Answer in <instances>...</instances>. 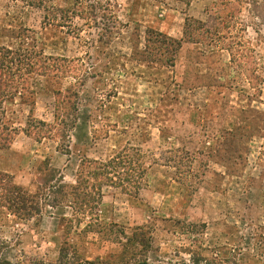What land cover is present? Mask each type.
Returning a JSON list of instances; mask_svg holds the SVG:
<instances>
[{
    "label": "rangeland",
    "instance_id": "rangeland-1",
    "mask_svg": "<svg viewBox=\"0 0 264 264\" xmlns=\"http://www.w3.org/2000/svg\"><path fill=\"white\" fill-rule=\"evenodd\" d=\"M109 1L98 26L76 18L62 28L45 7L70 0H0V45L36 43L92 67L83 87L36 77L32 97L5 104L17 134L0 171L39 197L41 213L24 219L0 207L2 258L56 264L68 247L79 263L264 264V1ZM165 37L183 39L174 66L143 56ZM73 85L79 113L67 137L29 136L46 130L37 122L55 126L54 91ZM122 153L137 161L135 174L145 169L137 194L92 187L85 211L82 196L74 202L60 187L76 186L84 161Z\"/></svg>",
    "mask_w": 264,
    "mask_h": 264
},
{
    "label": "trees",
    "instance_id": "trees-1",
    "mask_svg": "<svg viewBox=\"0 0 264 264\" xmlns=\"http://www.w3.org/2000/svg\"><path fill=\"white\" fill-rule=\"evenodd\" d=\"M46 1L49 0H35V3L38 6L44 7ZM237 1L241 5L246 3L247 0ZM251 1L257 3L259 0ZM70 3L71 6L67 7H45V10H47L52 19L58 20L60 17L59 19L62 22L58 23L59 27H72V20L76 18L83 21L90 20L95 24L97 15L107 17L108 12H110L109 0H70ZM190 22L199 26L202 25L195 20ZM95 26L98 25L95 24ZM194 29L191 33L187 31L184 33L187 40L195 41L196 37H198L199 34L195 33ZM24 32L22 34L23 40H29L28 31L24 30ZM154 35L158 38L164 37L162 34ZM207 36H214L213 39L216 37L215 34H207ZM150 41L147 40V42ZM98 42L101 43V40H98ZM160 42L159 40L152 42L153 46L151 48L148 46L143 56L148 61L174 66L175 57L181 49L183 39L174 41L165 37V42ZM25 43L20 44L16 49L0 45V151L8 150L17 134L5 120V104L14 101L18 97L20 99L25 98V96L32 97L34 93L31 90V81L34 78L51 77L63 79L71 77L76 80V86L83 87L87 77L91 76L90 70L92 67H87L86 69L85 62L81 63L79 59L48 56L37 48L36 43L23 48ZM169 46L174 53L171 59H168L166 56L169 52L167 49ZM94 47L96 48L97 46L94 45ZM54 95L56 97L54 123L58 128H54L55 126L47 125L43 122H37L39 127H44L46 130L38 128L37 132H27L29 136H34L36 140L49 137L54 130L63 131L67 137V134L76 126L79 113V91L73 85V87L66 88L65 90H55ZM137 165V161L132 160L128 153L119 154L107 162L86 160L78 168L76 186L63 185L60 187L71 190L70 196L74 202H77L82 196V203L86 206L85 211H87V208H92L90 207V202L85 203L86 198H88V190H91L92 187L96 188L106 185L117 187L130 195L137 194L140 183L138 177H143L145 174V169L142 166H139V175L135 174ZM48 189L52 191L53 186H49ZM59 193L61 194L62 192ZM62 197L65 198L66 195L64 194ZM91 202H93L92 198ZM40 203L37 195H32L26 189L14 184L9 175L0 171V207L8 209L19 218L29 219L41 213ZM55 206L58 207V204H55ZM5 248L4 245L0 247V264H51L35 257H26L23 260L15 262L3 259L1 253ZM67 250L68 247L61 249L56 264H93L88 261L82 263L74 262L69 257Z\"/></svg>",
    "mask_w": 264,
    "mask_h": 264
}]
</instances>
